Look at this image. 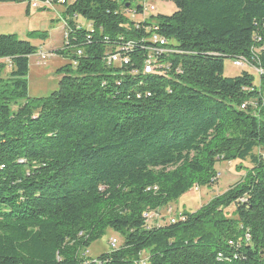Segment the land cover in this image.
Instances as JSON below:
<instances>
[{"label":"trees","instance_id":"1","mask_svg":"<svg viewBox=\"0 0 264 264\" xmlns=\"http://www.w3.org/2000/svg\"><path fill=\"white\" fill-rule=\"evenodd\" d=\"M50 1L70 62L48 97L28 94L39 49L0 35V264H264V0H159L176 11L145 22L132 0ZM153 33L167 51L148 75ZM229 59L250 70L225 76ZM221 162L243 178L155 216L216 185ZM108 233L116 247L84 258Z\"/></svg>","mask_w":264,"mask_h":264},{"label":"rangeland","instance_id":"2","mask_svg":"<svg viewBox=\"0 0 264 264\" xmlns=\"http://www.w3.org/2000/svg\"><path fill=\"white\" fill-rule=\"evenodd\" d=\"M68 1V3L74 2V0ZM132 1L134 2V0ZM143 2L142 6L145 4L146 8H148L152 0L150 2L149 0L147 2L143 0ZM134 4L136 5V3ZM153 4L157 7L156 15H168L176 11L171 2L162 3L159 0H153ZM26 10L27 3H17L15 5L0 4V35H16L20 40L30 41L32 45L39 49L38 53L29 59L28 94L31 98L48 97L58 89L60 77L56 76L55 72L70 62L69 58L61 57L55 53L56 50L63 47V24L61 20L64 8L58 5L52 8L50 6L39 9L38 11L32 8L29 14ZM43 10L45 11L39 12ZM134 20L140 21L141 19L137 17ZM45 35H48V38H45ZM120 65L115 64V68H123ZM246 70L250 69L235 68L231 59L225 61L224 74L227 77L238 76ZM253 74L256 75L257 73L253 71ZM245 166L250 167V164L247 162ZM216 169L219 173V180L216 185L210 188H193L182 196L178 202L172 204L171 207L165 210L163 208L158 210L157 212L159 213L156 212L155 216H159L162 219L166 217L171 222V220L178 219V216L184 210L195 212L210 202L211 199L223 194L238 183L244 175L242 171L238 170L236 163L221 162L217 164ZM147 218L150 219L151 215L148 214ZM154 223L158 224L157 221ZM113 238H117L120 242L116 235L108 233L101 240L93 243L88 250L84 251V258H97L107 252L110 248V240ZM142 258L146 259V255H143Z\"/></svg>","mask_w":264,"mask_h":264},{"label":"built area","instance_id":"3","mask_svg":"<svg viewBox=\"0 0 264 264\" xmlns=\"http://www.w3.org/2000/svg\"><path fill=\"white\" fill-rule=\"evenodd\" d=\"M144 1L147 2L148 0H144ZM150 1L151 0H149V2ZM60 2L64 3L63 0H61ZM134 2L136 3V5L134 4L133 10H132V13H131L133 19H136L138 17V19H141L140 21L145 22V20L147 18L146 16H147L148 13L155 14L157 12V7H156L155 4H153V0L150 3V5L148 6V8H146L145 4H144V6H142L143 3H144L143 0H134ZM29 3H30V7H32L33 9H36V10H39V9L41 10V9H44V8H48L50 6H51V8L55 7L50 0H45L44 2H41L40 0H29ZM137 7H139V8L141 7V9H142V14L138 15V16H137V10H136ZM135 21H137V20H135ZM150 28H147L146 32H151ZM155 32H156V30H155ZM150 40H151V44L153 46V49L150 50V55H149L148 61L144 65V71L157 70L156 65H155V61H154V56L156 54L157 55L158 54H164L167 51V50L163 49V47L167 45V41L165 39H162L157 34L153 33L150 36ZM128 45H132V44H128ZM128 45H127V47H125V46L121 47L119 49L118 54L117 53L116 54H111V56H109V59H108L109 64H113V65L121 64L120 65L121 67H123L124 65H127L129 61L126 60L127 58L123 59V57L120 55V53L127 52L128 51ZM43 56H45V55H43ZM234 65L236 67H238V66H242L243 67L244 66L243 62H241V61L235 62ZM218 178L219 177H217V179ZM147 217H148V214H145V218H147ZM174 221L175 220H173L172 222H174ZM116 245H117L116 240H114V239L111 240L110 247L112 249H114L116 247Z\"/></svg>","mask_w":264,"mask_h":264},{"label":"crops","instance_id":"4","mask_svg":"<svg viewBox=\"0 0 264 264\" xmlns=\"http://www.w3.org/2000/svg\"><path fill=\"white\" fill-rule=\"evenodd\" d=\"M0 4L1 5H15V4H17V3H2V2H0ZM31 7H29L28 5H27V13L29 14L30 13V11H31ZM38 11V10H37ZM45 10H43V11H39V12H44ZM63 12H64V10H63Z\"/></svg>","mask_w":264,"mask_h":264},{"label":"bare ground","instance_id":"5","mask_svg":"<svg viewBox=\"0 0 264 264\" xmlns=\"http://www.w3.org/2000/svg\"><path fill=\"white\" fill-rule=\"evenodd\" d=\"M128 48H131V45H128ZM144 73H145V74H148V75H150V74H156V73H157V70L144 71ZM218 176H219V174H218Z\"/></svg>","mask_w":264,"mask_h":264},{"label":"water","instance_id":"6","mask_svg":"<svg viewBox=\"0 0 264 264\" xmlns=\"http://www.w3.org/2000/svg\"><path fill=\"white\" fill-rule=\"evenodd\" d=\"M129 7V6H128Z\"/></svg>","mask_w":264,"mask_h":264}]
</instances>
